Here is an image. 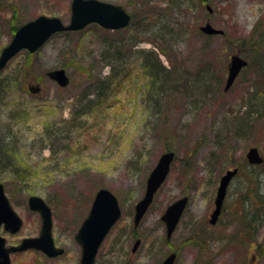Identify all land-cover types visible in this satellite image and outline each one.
Masks as SVG:
<instances>
[{
	"label": "rangeland",
	"instance_id": "rangeland-1",
	"mask_svg": "<svg viewBox=\"0 0 264 264\" xmlns=\"http://www.w3.org/2000/svg\"><path fill=\"white\" fill-rule=\"evenodd\" d=\"M71 1L0 0V50L12 36L11 25L41 15L68 23ZM99 1L121 6L135 20L122 33L90 25L54 35L34 55L20 52L0 72V134L10 127L17 143L15 156L4 161L16 164L0 165V182L23 221L16 235L2 230L0 235L11 245L39 234L40 217L26 206L29 196H38L52 211L53 242L65 250L55 259L27 251L12 255L11 264H79L74 235L100 188L117 197L121 217L95 264H160L173 252L174 264H264V164L249 165L245 158L255 147L264 159V85L251 68L223 92L229 56L244 57L243 38L255 27L264 28V0H210L209 15L199 0ZM207 21L226 39L205 44L199 28ZM121 45V93L111 92L99 109L68 129L65 120L86 103L81 96L89 78L78 68L92 66V81L104 79L116 65L107 56ZM152 51L165 72L144 66ZM58 68L69 75L65 89L46 77ZM33 83H39L40 94L28 93ZM167 150L175 152V160L134 228V206ZM235 167L238 175L211 226L219 178ZM185 195L187 207L166 239L160 217ZM136 239L140 245L132 254Z\"/></svg>",
	"mask_w": 264,
	"mask_h": 264
},
{
	"label": "water",
	"instance_id": "water-1",
	"mask_svg": "<svg viewBox=\"0 0 264 264\" xmlns=\"http://www.w3.org/2000/svg\"><path fill=\"white\" fill-rule=\"evenodd\" d=\"M207 10L211 13L210 7ZM130 15L118 5L102 2L99 0H72L70 4L69 23L64 24L59 18L39 16L21 25L13 34L10 42L0 52V71L8 61L20 51L35 53L49 38L60 32L79 31L90 24H97L106 30H120L130 23ZM200 31L206 35H222L223 31L214 28L209 22L200 27ZM247 65V61L237 54L229 58L227 66V78L224 91H227L241 70ZM46 76L60 87H66L69 78L64 69L48 71ZM31 94H38V85L28 86ZM174 152L163 153L153 170L146 179L145 191L142 198L134 206L133 224L137 226L153 201V197L169 173L170 165L174 160ZM246 159L250 164H261L263 162L257 148L252 147L246 153ZM237 173V169L227 170L220 177L216 197L215 209L211 215L210 223L214 224L219 215L226 189L231 179ZM187 197L180 198L169 205L161 217L166 227V238L169 239L175 229L186 205ZM30 210L37 211L41 215L42 225L38 238H26L17 246H5V239L0 236V264H10V254L27 249H38L48 257H55L63 253V249L54 246L51 236V211L47 204L37 196L28 198ZM121 215L118 200L114 194L105 188H100L95 193L87 217L83 220L75 235V241L81 247L80 264H94L97 251L111 227L117 222ZM11 234L18 232L22 222L19 216L11 208L0 184V226ZM139 245L137 240L131 252H135ZM175 254H169L161 264H173Z\"/></svg>",
	"mask_w": 264,
	"mask_h": 264
},
{
	"label": "trees",
	"instance_id": "trees-1",
	"mask_svg": "<svg viewBox=\"0 0 264 264\" xmlns=\"http://www.w3.org/2000/svg\"><path fill=\"white\" fill-rule=\"evenodd\" d=\"M199 1L201 5H204V3H206V1H203V0H199ZM134 20L135 19L132 15L131 24L133 23ZM15 28H16L15 26L11 25L12 31L15 30ZM149 29L151 28L147 26V28L143 30L148 32ZM125 30L126 29L121 30V31H115L112 33H119V32L122 33ZM103 31L108 33L107 30H103ZM62 34L67 36L72 33L64 32ZM222 38L226 39V34H224ZM209 39L210 38H206L207 41H205V44L208 43ZM147 40H150V39H147ZM205 44H204V47L206 46ZM241 46L243 47V50H242L243 55L249 62L245 70H250L251 68H254L255 70H257L258 75H259L258 82L260 81V83L264 85V28L263 26L253 28L250 34L248 35V37L243 38ZM160 50H161V53L166 54L164 49L160 48ZM110 54H112L113 56H110ZM124 54H125V49L123 48L122 45L117 48L116 52L111 50V53H109L107 57H111L114 60V63L116 65L111 67V70L109 71L108 76H106L104 79H99L98 77V80L96 83H95L96 79L92 81V71H91L93 69L92 66L87 67V69L77 67L78 69H81L89 78L86 91L81 96V100H85L86 103L84 102L85 104L82 107H80L78 110H76L75 114L71 112V115H70L71 117L68 120H65L66 122H69V124L67 125L68 129L70 127L73 128L81 124L79 118H81L82 116H88L91 114L90 112L99 109L101 103L107 100L111 92L116 93L115 95H118L121 93L120 84L123 82V80L119 78V76L122 74V70L121 69L119 70V68H120V63L124 58ZM151 54H153V51L150 52L148 56L146 57L144 61V66L150 68L151 66L154 65V69L161 70V71L163 70L165 72L166 70L161 66L160 61H158L160 59H157L158 56L155 55V60H153L151 57ZM29 56H32V55H29ZM151 59L153 60L152 62H150ZM64 68L67 69L68 67L64 66ZM153 75L154 76L161 75V72H156ZM90 96H93L94 98L88 99V97ZM49 137H51L50 134H49ZM16 144H15V138L10 132V127H8V130L5 134H0V165H2L3 167H10V166L12 167L16 164L13 162V160H10L7 163L10 156L11 157L15 156L16 151L14 149V146L16 147ZM5 159H7L6 162H4ZM23 175H25V172Z\"/></svg>",
	"mask_w": 264,
	"mask_h": 264
},
{
	"label": "flooded vegetation",
	"instance_id": "flooded-vegetation-1",
	"mask_svg": "<svg viewBox=\"0 0 264 264\" xmlns=\"http://www.w3.org/2000/svg\"><path fill=\"white\" fill-rule=\"evenodd\" d=\"M11 202V201H10ZM30 212H32V211H30ZM222 212V211H221ZM36 213V212H35ZM39 216V215H38ZM209 216H210V214H209ZM220 216H221V214H220ZM219 218V217H218ZM217 222H218V219H217ZM217 222H216V224H217ZM208 223H209V220H208ZM38 236V235H37ZM37 236H33V237H37ZM79 246V245H78ZM28 251H33V252H38V253H41V254H43L41 251H39V250H36V249H29ZM25 252H27V251H25ZM20 254V253H19ZM14 255H16V254H14ZM44 255V254H43ZM47 259H50L49 257H47L46 255H44ZM80 256H81V252H80ZM79 264H80V259H79Z\"/></svg>",
	"mask_w": 264,
	"mask_h": 264
}]
</instances>
